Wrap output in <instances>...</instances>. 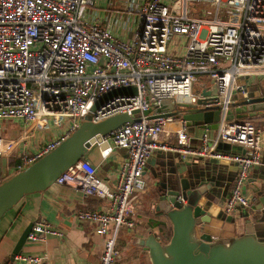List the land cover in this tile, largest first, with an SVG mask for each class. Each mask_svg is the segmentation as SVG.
I'll list each match as a JSON object with an SVG mask.
<instances>
[{"label": "built area", "instance_id": "obj_1", "mask_svg": "<svg viewBox=\"0 0 264 264\" xmlns=\"http://www.w3.org/2000/svg\"><path fill=\"white\" fill-rule=\"evenodd\" d=\"M98 1L0 0V122L25 124L21 138H0V160L12 156L44 118L62 132L20 156L15 173L56 148L84 119L97 123L137 115V121L103 139L101 160L116 149L125 153L114 188L83 160L54 180L107 202L105 211H76L75 218L92 224L94 234L103 238L98 264H114L119 232L133 229V201L145 190L143 169L155 151L233 163L236 173L222 213L231 216L249 207L242 191L249 170L260 165L261 131L249 120L226 119V113L231 95L245 93V81L256 88L264 82V0H124L116 11L121 20L112 12L96 15ZM172 39L179 42L176 52L169 46ZM206 80L212 81L210 97L201 95L208 90ZM127 87L134 88V95L103 98ZM165 100L175 108L221 106L212 137L203 130L199 146L190 148L180 117L148 120ZM63 120L68 121L64 126ZM219 144L244 153H221ZM55 235L47 224L36 222L26 241L43 243ZM44 260V255H15L6 264Z\"/></svg>", "mask_w": 264, "mask_h": 264}, {"label": "crops", "instance_id": "obj_2", "mask_svg": "<svg viewBox=\"0 0 264 264\" xmlns=\"http://www.w3.org/2000/svg\"><path fill=\"white\" fill-rule=\"evenodd\" d=\"M249 82H244L245 93L236 96L234 100L256 97L258 88ZM228 112L230 114L228 120H249L261 131L260 165L249 170L248 179L242 191L243 196L249 202V207L235 210L231 216H225L222 213V207L229 195L236 173V166L233 163L201 160L171 154L168 151H155L147 158L143 169L145 190L136 195L133 201L134 207L129 216L133 222V229H123L119 232L116 242L119 255L114 264H149L147 254L135 244L149 234L153 235L160 244H163L165 239L168 241L171 227L162 213L154 212V193L160 186L170 185L173 188L178 172L181 171L180 175L187 177L186 172L197 170L203 177L202 182L209 185L199 205L208 213L203 218L209 217V220L202 226V233L210 236L212 241L237 238L244 231L251 230L252 224L262 217L264 205L259 204L257 190L258 185L264 188V103L229 108ZM47 120L48 118L41 120L38 127L23 138L12 156L4 161L7 174H15V166L19 162L20 155L30 154L35 145L44 144L60 135L62 130L55 126L51 129ZM170 129L172 127H169ZM203 130H207L208 139L214 133L212 129L194 128L193 137L189 138L190 148L199 146V137ZM24 131L25 124L21 121L12 120L0 123V138L3 140H17L21 138ZM167 140L173 141L172 138ZM103 148L101 144L91 145L82 160L94 167L98 178L112 189L116 184L117 174L125 153L116 149L101 160L99 152ZM217 150L230 155L244 153L241 148L226 144H219ZM189 183L191 184L192 181L189 180ZM107 206L104 200L87 197L77 189L55 184L41 192L23 196L0 218V264H6L10 260V253L22 231L29 224L33 225L41 221L57 235L47 236L43 243L25 241L16 255H44V264H98L103 238L94 234L92 224L76 220L75 212L105 211Z\"/></svg>", "mask_w": 264, "mask_h": 264}, {"label": "water", "instance_id": "obj_3", "mask_svg": "<svg viewBox=\"0 0 264 264\" xmlns=\"http://www.w3.org/2000/svg\"><path fill=\"white\" fill-rule=\"evenodd\" d=\"M206 87L207 92L201 95L210 97L213 94L211 80H206ZM115 95L132 96L134 88L115 89L106 93L103 98ZM254 103H264V82L258 88L255 98L233 100L227 105V109ZM220 109L219 105L175 108L165 102L155 108L147 119L181 117L187 137L192 138L194 128H216ZM228 116L230 114L227 110L226 119L230 118ZM137 120L126 115H116L97 123L84 119L56 148L12 175L7 174L6 163L0 161V218L23 196L41 192L51 186L64 170L82 159L91 145L101 144L105 147L103 139L113 130ZM181 173L182 171L178 172L173 188L170 185L160 186L154 193V212L162 213L171 227L167 243L160 244L151 234L135 243L147 254L149 264H264V212L252 224L251 230H246L231 240L214 242L210 236L202 233V226L209 217L203 218L208 213L199 205L209 185L202 182L203 177L197 170L186 172L187 177H182ZM189 180L192 181L191 184ZM257 192L259 204L264 205V188L258 185ZM31 226L29 224L20 234L10 253V259L20 252Z\"/></svg>", "mask_w": 264, "mask_h": 264}, {"label": "rangeland", "instance_id": "obj_4", "mask_svg": "<svg viewBox=\"0 0 264 264\" xmlns=\"http://www.w3.org/2000/svg\"><path fill=\"white\" fill-rule=\"evenodd\" d=\"M120 3H123L124 4V0H99L97 3H96V5L94 6V10H93V12H95L96 13V15H98V16H103V15H105L106 17L107 16H109V15H111L109 12H112L113 14L115 13L116 14V16L114 17L113 16V18L114 19H119V20H121L122 19V15H120V13L119 12H115V11H121L122 10V8L121 9H119L120 7ZM166 5H168V2H166ZM202 8H206V6L205 5H203V4H199ZM106 10H108V11H106ZM124 10V9H123ZM204 10H209V11H212L213 10V6L212 5H210V8H206V9H204ZM106 12H107V14H106ZM95 15V16H96ZM179 44V42H177V41H175L174 39H172L171 40V42H170V44H169V46H171L172 47V50L174 51V52H176L177 51V49H178V47H177V45ZM203 80V79H202ZM231 98L232 99H234V98H236V95L235 94H232L231 95ZM207 100H202V102H206ZM164 102H167L166 100L164 101ZM184 107H188V106H184ZM184 107H182V108H184ZM137 115H134V118L136 117ZM47 122L48 123H50V128L51 129H53L54 128V125H53V123H52V121L50 120V119H48L47 120ZM1 123V122H0ZM65 123H68V121L67 120H63V122H62V125L64 126L65 125ZM28 153V152H27ZM20 156H22V155H20ZM19 156V157H20ZM140 193H137L136 195H139ZM231 239H234V238H231ZM231 239H228V240H231ZM214 242H220V241H225V240H213ZM227 241V240H226Z\"/></svg>", "mask_w": 264, "mask_h": 264}, {"label": "trees", "instance_id": "obj_5", "mask_svg": "<svg viewBox=\"0 0 264 264\" xmlns=\"http://www.w3.org/2000/svg\"><path fill=\"white\" fill-rule=\"evenodd\" d=\"M119 7H120L119 9H121V8L123 7V3H120V6H119ZM166 241H167V239L164 240V243H165ZM164 243H163V244H164Z\"/></svg>", "mask_w": 264, "mask_h": 264}, {"label": "clouds", "instance_id": "obj_6", "mask_svg": "<svg viewBox=\"0 0 264 264\" xmlns=\"http://www.w3.org/2000/svg\"><path fill=\"white\" fill-rule=\"evenodd\" d=\"M80 125V124H79ZM80 160H82V159H80ZM25 169V168H24ZM53 184H54V182H53ZM30 232V231H29ZM212 240V239H211Z\"/></svg>", "mask_w": 264, "mask_h": 264}]
</instances>
